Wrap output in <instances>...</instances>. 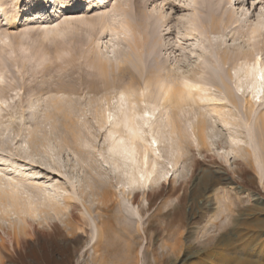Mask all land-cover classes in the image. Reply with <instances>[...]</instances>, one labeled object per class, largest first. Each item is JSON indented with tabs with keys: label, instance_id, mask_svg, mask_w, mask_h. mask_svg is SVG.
Returning a JSON list of instances; mask_svg holds the SVG:
<instances>
[{
	"label": "rangeland",
	"instance_id": "374dc122",
	"mask_svg": "<svg viewBox=\"0 0 264 264\" xmlns=\"http://www.w3.org/2000/svg\"><path fill=\"white\" fill-rule=\"evenodd\" d=\"M56 1L0 0V264H264V0Z\"/></svg>",
	"mask_w": 264,
	"mask_h": 264
},
{
	"label": "bare ground",
	"instance_id": "6f19581e",
	"mask_svg": "<svg viewBox=\"0 0 264 264\" xmlns=\"http://www.w3.org/2000/svg\"><path fill=\"white\" fill-rule=\"evenodd\" d=\"M18 1L19 0H17V2ZM68 1H70V3H71L73 0H68ZM8 2L15 3L14 0H10V1L8 0ZM17 2L15 3V6L17 5ZM33 3H35V6H34L35 9L33 8L34 11L41 10L42 8H45L47 6L46 0H33ZM78 3H79V1L75 2V5H67L64 7L69 8L70 11H73V10H75V8H77ZM30 4H32V3H30ZM87 4H89V3H87ZM63 5H64V3L61 0L56 1V4H54V6H53V14H52V15H54L53 16L54 18L56 17L57 9L63 7ZM26 7L28 9L30 7V5H27ZM89 7H91V6H89ZM31 10H28V11H31ZM33 14H35V13L33 12ZM56 18H55V21L57 19L59 20V18H57V19ZM29 19H30V16H29ZM43 19H46V18H43ZM6 20H7V23H6V27H7L6 30H7V29H10L12 24L15 23L16 17H6ZM55 21H52V22L49 21V22L52 24ZM81 23L84 25V24H87L88 22L85 20L83 22L81 21ZM47 24H48V21L42 22L43 26H47ZM72 26H71V28H72ZM68 27L70 28V26H67V28ZM67 28H66V30H67ZM52 32L54 33V31H52ZM52 32H51V34H52ZM60 32H61V30L59 31V33ZM5 47H7V46H5ZM1 49H3V48L0 46V50ZM15 57H14V59H15ZM14 59H13V62H14ZM15 61H16V59H15ZM11 62H12V60H11ZM22 62H24V61H22ZM262 74H264V65L256 62L255 64H252V65L250 64V65L246 66L244 76H245L246 81H247L246 84H247V87L249 90V94L253 100H258L261 97V94L264 92V83H263L264 79L261 78ZM124 105H125V103H124ZM150 110H152V109L150 108ZM150 110L145 109V111L143 112L142 115L139 113L138 114L134 113L133 116L131 115L132 119L128 115H126L127 113L125 111H122V112L120 111L122 114L121 118L119 119V121H116V122L114 121V123H112V131L110 130V132H109L110 138H112L111 143L109 145V152L111 154V157L113 158L114 164L117 163L116 162L117 160L119 161L120 165H118V167L120 166V168H123V170L125 171L126 175L128 176L126 181L128 182V184H130V186H131V182H136L139 178V180L142 181V183H143V184H141V186L144 188L147 187L148 184H150L152 181L151 180L152 175L155 173V170H154L155 165L153 164V162L152 163L148 162L145 153H143L144 150H143L142 154L139 155V152H137V147H135V144H134L135 140L139 139V136H140L139 135V131H140L139 128H141V127H139V128L136 127L134 125L135 122L133 121V119L136 118V116H139L142 118L141 119L142 124H148L150 119L153 116L152 111H150ZM154 111H155V109L153 110V112ZM110 114L111 113L108 114V118L112 117ZM138 126H140L139 123H138ZM118 127H121L122 130L117 131ZM154 139L152 138V142H153L152 148L153 149H151V150L153 151L154 154H156V152H157L156 148L157 147L155 145L157 144L156 141L158 142V140L155 139L156 140L155 141ZM258 179H259L260 184L263 185V183H262L263 180H262L261 175L258 177ZM138 182H136V183H138Z\"/></svg>",
	"mask_w": 264,
	"mask_h": 264
},
{
	"label": "snow or ice",
	"instance_id": "6c2138e0",
	"mask_svg": "<svg viewBox=\"0 0 264 264\" xmlns=\"http://www.w3.org/2000/svg\"><path fill=\"white\" fill-rule=\"evenodd\" d=\"M260 10H261V12H264V8H261ZM261 78L264 79V74H262V77Z\"/></svg>",
	"mask_w": 264,
	"mask_h": 264
}]
</instances>
